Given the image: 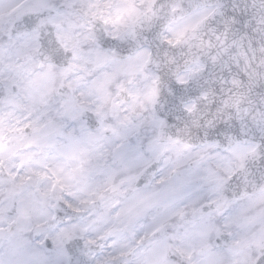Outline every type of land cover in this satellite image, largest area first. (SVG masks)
Returning <instances> with one entry per match:
<instances>
[{
    "label": "snow or ice",
    "instance_id": "obj_1",
    "mask_svg": "<svg viewBox=\"0 0 264 264\" xmlns=\"http://www.w3.org/2000/svg\"><path fill=\"white\" fill-rule=\"evenodd\" d=\"M192 7L161 17L155 0H0V264H264V58L253 65L264 0ZM212 20L215 43L200 36ZM192 41L207 51L180 66L175 49ZM229 72L204 139H165L182 112L222 95ZM244 88L258 105L244 106ZM61 203L75 223H49Z\"/></svg>",
    "mask_w": 264,
    "mask_h": 264
},
{
    "label": "clouds",
    "instance_id": "obj_2",
    "mask_svg": "<svg viewBox=\"0 0 264 264\" xmlns=\"http://www.w3.org/2000/svg\"><path fill=\"white\" fill-rule=\"evenodd\" d=\"M137 2H139V0H137ZM155 2H156L157 8L159 9L161 17L168 16L169 12H170V7L173 4H178L180 9L183 10V11L178 10L177 13L175 14L177 17H179L181 15H191V13L193 12L192 5H194L195 3H198L199 0H155ZM209 2L214 3L215 0H209ZM246 2L249 5H251L252 0H246ZM224 3L229 5V11L232 10L231 5L233 3L241 4V12L244 11L243 4L245 3V0H224ZM161 5H163L164 7L161 8L160 7ZM251 11H252V9L249 8V12H251ZM153 23H154L156 29L158 30L160 27V24L162 23V20H156ZM107 27L110 29L111 25H109ZM213 27H217V23L215 20L209 21V23L206 24L201 29L200 36L203 38L204 41L212 40L213 43L216 42L215 36L210 31V29ZM95 31L102 38L103 41H105L111 45L116 46L118 50L124 44L123 41H112L110 37L105 36L104 35L105 26L103 24H100L97 22V24L95 25ZM137 32H138V34H141V40H142L143 35H147L149 32L148 25L143 24V25L138 26ZM198 44H199V41H192L191 47L183 46L181 48L175 49L177 61H178V64L180 66L183 65V62L185 59H190L193 56H197V55H199L201 57H203L205 55L207 50L197 47ZM258 47H259V45H257V48ZM249 57L251 58V54H249ZM261 58H264V54H261V53H259V51H257L256 60L253 61V65L255 67H259ZM176 67H177L176 65H173L172 70L174 71ZM217 71L219 72V69H217ZM261 71H264V68H261ZM234 75H236L235 72L227 73V75L224 76L225 82L217 85V87L221 88L222 95H221V93L218 92V93L214 94V96L210 99V101H199V100L197 101V103L199 105V110L195 113V115L190 114V113H186V112H182V109H181V112H182L181 118L177 121H174V123L172 125H170L169 128L165 129V139H166L167 135L181 136V138L186 139L189 142L200 143L204 139V132L208 130L206 121L215 118L216 110L211 107V104L220 101L223 97H226L230 91H233L232 85L230 83H228V81H230ZM121 82H126V78L123 76H120L117 78L115 83H121ZM112 90H113V92L116 91L115 85H113ZM61 91H62V95L60 97H58L57 99L65 98L63 96V93L68 92L67 89H63ZM240 91H242L246 94V102L244 104L245 107L249 106V101L252 103L253 107H255L256 105L259 104L258 93L256 91H253L250 95H247V93H248L247 88L241 89ZM75 95L79 96V92L75 93ZM117 99H119L121 101H126L127 96H126V94L122 93ZM98 103H99V101H96L95 103H93L91 105V107L95 108L96 104H98ZM167 103H168L167 97L166 96L162 97L161 98V109L162 110L167 106ZM105 111H107V108H105ZM88 116L90 117V126L94 130L95 127L97 126L95 123V117L91 113H89ZM193 119H198L200 121L201 128L196 129L193 127V128H190L188 131H185V127H186L185 122L187 121L188 124L190 125L191 121ZM107 122H110V123L114 122L111 116H109ZM69 126L70 127L72 126V122H69ZM77 135H79V132H77ZM163 166H164V162H163V160H161L160 167L163 168ZM55 213L57 216L56 221H50L49 222L50 224H52L54 226H56V225L66 226V225H69L71 223H75L78 219L77 214L73 213L71 211V209L66 208L62 203L57 207V209H55ZM228 214H229V212H225V217ZM223 222H224L223 220L220 221L221 227L223 225ZM23 238L28 242L27 243L28 247H33L37 244L40 236H39V233H37L36 231H32L29 233H25ZM160 239H163V237H160ZM217 239H219V238L213 237L212 244L216 247L217 250H220L221 248H223L225 242L223 240H221L220 245H216ZM167 242L170 244L175 243L171 239H168ZM145 247H148V245L146 244ZM96 252H97L98 256L102 255V251L100 249H96ZM7 253H8L7 243L0 245V256H3L5 259H7L8 258ZM176 260L179 261V257H177ZM226 261H227V264H230L231 258L226 257ZM181 264H182V262H181Z\"/></svg>",
    "mask_w": 264,
    "mask_h": 264
}]
</instances>
